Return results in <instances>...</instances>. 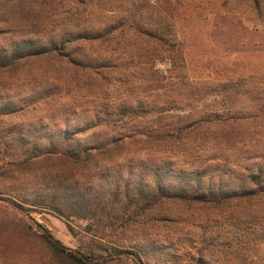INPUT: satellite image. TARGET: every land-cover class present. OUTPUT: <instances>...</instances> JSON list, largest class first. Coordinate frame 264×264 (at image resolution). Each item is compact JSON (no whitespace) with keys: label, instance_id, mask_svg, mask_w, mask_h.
<instances>
[{"label":"rangeland","instance_id":"obj_1","mask_svg":"<svg viewBox=\"0 0 264 264\" xmlns=\"http://www.w3.org/2000/svg\"><path fill=\"white\" fill-rule=\"evenodd\" d=\"M5 1L37 21L35 0ZM173 1L95 0L79 14L74 6L65 8L66 21L55 24L53 32L65 26L74 30L79 18L81 29L109 27L114 16L129 13L140 3L146 14L160 16L170 27L165 29L168 43L138 37L125 25L85 44L86 53L100 62L95 77L76 76L64 64L51 62L0 74V106L10 105L8 115L0 117V167L8 156L21 153L15 149L18 132L26 133L39 122L62 130L94 122L101 139L114 132L139 139L119 160L127 155L140 161H173L186 168L213 165L231 170L237 184L264 170V0ZM24 3L35 4V12ZM15 38L7 33L0 44L6 46ZM49 87H57L53 97L35 96ZM122 106L136 109L138 118L120 115L115 109ZM104 107L115 114L106 115ZM169 134L178 138L166 146L144 142ZM3 184L0 178V198H10L12 192ZM10 211H0V264H71L39 238V226L71 250L89 247L94 239L86 222L67 224L46 211L29 217L17 213L33 228L35 238L30 237L13 226L17 216ZM195 223L197 250L206 248L212 264H264V200L230 212L212 210ZM190 247H176L181 249L180 264H187L196 252Z\"/></svg>","mask_w":264,"mask_h":264},{"label":"trees","instance_id":"obj_2","mask_svg":"<svg viewBox=\"0 0 264 264\" xmlns=\"http://www.w3.org/2000/svg\"><path fill=\"white\" fill-rule=\"evenodd\" d=\"M94 2L35 0L37 21H31L29 15L19 14L0 0V38L7 33L16 36L6 46L0 44V74L51 62L64 64L76 76L95 77L99 59L90 57L84 46L89 40L100 41L101 33H112L120 27L127 26L138 37L158 45L168 43L165 29L170 27L163 25L160 16L146 14L140 3L129 13L114 16L105 30L81 29L79 18L74 30L65 26L53 32L55 24L66 19L62 17L65 8L74 6L79 14ZM35 4L24 3L30 12H35ZM54 89L57 87L37 91L35 96L51 98ZM9 108L8 104L1 105L0 117L7 116ZM104 109L110 117L115 114L111 107ZM115 110L138 118L136 109L130 106ZM98 126L90 122L74 130H62L39 122L26 133L18 132L21 137L15 149L21 153L8 156L0 167V178L6 182L3 188L13 195L0 198V211L16 214L14 227L35 238L33 228L20 215L29 217L38 211L52 213L67 224L87 223L86 231L94 239L81 250L66 248L49 231L38 227L39 238L53 254L71 264H180L181 249L177 246H191L189 249L196 251L187 264H212L206 248L197 250L198 239L192 234L196 218H208L212 210L230 212L238 205L264 200V170L243 177L237 184L231 170L213 165L186 168L173 161H140L127 155L119 160L139 139L116 132L101 139L96 134ZM176 138L172 134L158 135L144 142L166 146ZM124 246H136V250Z\"/></svg>","mask_w":264,"mask_h":264}]
</instances>
